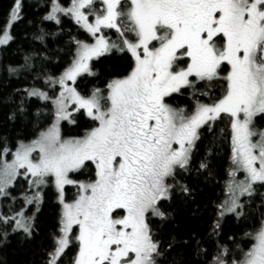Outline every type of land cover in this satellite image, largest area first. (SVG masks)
<instances>
[{
	"label": "snow or ice",
	"instance_id": "obj_1",
	"mask_svg": "<svg viewBox=\"0 0 264 264\" xmlns=\"http://www.w3.org/2000/svg\"><path fill=\"white\" fill-rule=\"evenodd\" d=\"M0 111V264H264V0H12Z\"/></svg>",
	"mask_w": 264,
	"mask_h": 264
},
{
	"label": "trees",
	"instance_id": "obj_2",
	"mask_svg": "<svg viewBox=\"0 0 264 264\" xmlns=\"http://www.w3.org/2000/svg\"><path fill=\"white\" fill-rule=\"evenodd\" d=\"M11 2L12 0H0V30H3L7 23L8 9ZM28 14L31 16V10H29ZM11 31L12 34L17 38V42L12 46L11 49H9L8 58L17 59L18 57L13 56L12 53L15 47L20 43H23L24 47L28 46L27 43L23 41V35L30 32L31 28L26 23H21L19 25H14ZM3 119L4 112L0 111V120ZM81 130L82 128L73 132L80 133ZM218 160L220 161V175L224 176L228 167L227 145H225V150L221 152ZM223 182V179H221L219 186L208 188L205 189L203 193H198L195 203L200 205L201 211L205 213L204 218L192 216V209L194 205L184 206L178 202L176 205L174 223L169 225L170 230L185 231L193 228L202 229L204 227V219L210 217L211 215L209 211L205 210L204 206L208 202L209 198L215 200L221 195ZM200 187L203 188L204 185L201 183ZM56 218L57 209L54 206L49 204L42 208L41 214L39 215V219L41 221V236L37 238L38 243H42L47 246L49 243V234L55 231ZM245 230H252L251 223L244 225L232 223L228 225V231L235 232L238 238L242 236ZM245 243H247V241H245ZM37 252L38 248L36 244L21 246L18 239L13 237L11 239L10 245L7 248V258L9 260V264H32L33 260L38 259Z\"/></svg>",
	"mask_w": 264,
	"mask_h": 264
},
{
	"label": "rangeland",
	"instance_id": "obj_3",
	"mask_svg": "<svg viewBox=\"0 0 264 264\" xmlns=\"http://www.w3.org/2000/svg\"><path fill=\"white\" fill-rule=\"evenodd\" d=\"M12 30V29H11ZM83 128H82V130H81V132L80 133H76V132H72V135H82L83 134ZM73 133H75V134H73Z\"/></svg>",
	"mask_w": 264,
	"mask_h": 264
}]
</instances>
